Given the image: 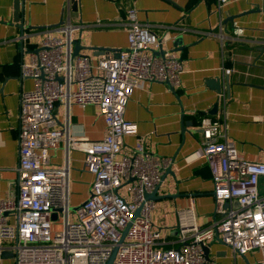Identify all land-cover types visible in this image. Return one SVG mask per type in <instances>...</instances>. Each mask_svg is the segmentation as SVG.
<instances>
[{"label": "built area", "instance_id": "1", "mask_svg": "<svg viewBox=\"0 0 264 264\" xmlns=\"http://www.w3.org/2000/svg\"><path fill=\"white\" fill-rule=\"evenodd\" d=\"M229 0H216L217 30L205 35L240 41L243 28L234 24V36L224 35L222 8ZM71 0H67L69 16ZM136 9L126 10L127 45L117 57L103 55L96 64L89 56H73V25L69 18L50 31L29 62L20 66V76L32 80V88L19 94L18 164L16 195L0 198V262L11 252L14 264H106L117 247L112 264H215L204 255V241L217 236L233 255L260 253L264 264V162L243 158L226 139L227 83L217 94L215 115H203L197 123L201 155L212 179L217 219L199 226L194 199L176 210V247L163 248L160 232L150 221L154 200L150 194L162 180L167 157L147 152L137 136L136 124L124 117L132 92L141 81L179 84L180 59L163 46L167 31L157 36L147 23L137 20ZM155 55L149 48L158 49ZM223 73H228L222 67ZM223 76H225L223 74ZM62 103L66 119L56 127L54 109ZM96 105L106 133L91 141L71 133L68 108ZM137 136L131 154H121L125 136ZM63 141V161L48 167L49 151ZM83 153V165L92 174L91 190L70 212V150ZM126 186L127 194L119 189ZM137 212V215H136ZM53 213L56 214L52 219ZM7 216H13L10 223ZM61 225L52 232V221ZM128 227V228H127ZM127 228L123 240L122 234Z\"/></svg>", "mask_w": 264, "mask_h": 264}, {"label": "crops", "instance_id": "2", "mask_svg": "<svg viewBox=\"0 0 264 264\" xmlns=\"http://www.w3.org/2000/svg\"><path fill=\"white\" fill-rule=\"evenodd\" d=\"M15 0H0V198L16 195V167L18 164V110L19 94L32 88L30 78L20 76V66L29 62L34 50L47 35L61 36L50 31L68 18L80 25L72 32L84 46L123 49L127 45L126 10L134 7L137 20L147 23L162 36L166 26H175L166 33L170 40L164 48L173 45L177 35H183V48L174 52L180 59L182 73L173 89L166 83L141 81L127 102L124 117L136 124L137 136L144 140L145 150L154 156L167 157L171 163L162 174L159 195L172 194L154 200L150 213L152 226L160 232L163 248L176 247V210L187 206L193 197L197 224H212L214 212L212 179L201 155L197 123L208 115L217 100V92L206 82L219 76H229V96L226 108V139L246 160L264 162V14L263 0H229L221 16L225 36H234V24L243 28L240 41L225 40L223 46L213 36L217 30L216 0H78L77 10L67 0H23L24 35L13 22ZM232 18V20H227ZM227 20V21H226ZM226 21V22H225ZM29 26V27H27ZM23 38L22 50L19 40ZM113 51L103 55L113 56ZM92 64L99 57L83 49ZM222 67L228 73H223ZM223 74L225 76H223ZM226 82V80H225ZM215 115V114H214ZM56 127L66 119L62 103L54 109ZM71 133L91 141L103 138L106 125L96 105L80 107L71 103L68 108ZM137 136L124 137L121 154H131ZM70 182L78 183L86 199L93 176L83 165V153L69 151ZM63 161V141L49 151L48 167H57ZM76 204V205H77ZM14 223L13 216H7ZM208 245V259L215 264H260V253L250 251L234 256L217 236L204 241ZM0 264H14L11 252H4Z\"/></svg>", "mask_w": 264, "mask_h": 264}, {"label": "water", "instance_id": "3", "mask_svg": "<svg viewBox=\"0 0 264 264\" xmlns=\"http://www.w3.org/2000/svg\"><path fill=\"white\" fill-rule=\"evenodd\" d=\"M22 2L23 0H15L14 4H13V22H15V25L17 26L18 30H19V34L21 36L24 35V30H25V26H24V20H23V7H22ZM71 6H72V10H77L78 7V0H71ZM262 12L264 14V0H263V4H262ZM227 20H232V18H227ZM226 20V21H227ZM225 21V22H226ZM29 27V26H27ZM22 44H23V38H21L19 40V50H22ZM173 45L175 47H179L176 49L171 50L173 53L181 48H183V35H177L174 40H173ZM39 48H37L36 50H34V52H36ZM89 50L92 51L93 55H103L106 51H113L114 53V57L118 56V53L120 51V49H107V48H103V47H93V46H84L81 44L80 39H73V56L75 55H81L80 54V50ZM149 51H151L152 53H154L155 55L161 54L163 51L162 46H160L158 49H153V48H149ZM264 52V51H263ZM88 56V55H87ZM226 83H227V97L229 96V76L227 75L226 78ZM208 85H210L212 87V89L216 90L217 93H220L221 88H222V81H221V77L216 76L213 77L209 80H207L206 82ZM172 88V87H171ZM173 89V88H172ZM217 106H218V102L216 101L213 106L211 107V109L207 112L208 115H214L216 114L217 111ZM160 185V184H159ZM159 185L155 187V189L147 195L148 199H153L156 200L158 198L161 197H169L172 196V194H164V195H159L157 194L158 192V188ZM137 215V212H136ZM56 214L53 213L52 215V219H55ZM128 228V227H127ZM127 228L124 230L123 234H122V238L121 240H123L124 235L126 233ZM218 240H220L218 238ZM221 241V240H220ZM203 249H204V255L205 257L208 259V245H203ZM117 251V247H114L106 264H112L115 253ZM5 257V253L2 254V258Z\"/></svg>", "mask_w": 264, "mask_h": 264}, {"label": "rangeland", "instance_id": "4", "mask_svg": "<svg viewBox=\"0 0 264 264\" xmlns=\"http://www.w3.org/2000/svg\"><path fill=\"white\" fill-rule=\"evenodd\" d=\"M72 186L69 189L70 192V212L71 218L75 219L76 217V204L78 202V197L82 195V191L78 188L76 182L72 181ZM120 193L127 194L126 186L119 189ZM61 225V218L59 217L58 220L52 221V232H56Z\"/></svg>", "mask_w": 264, "mask_h": 264}]
</instances>
